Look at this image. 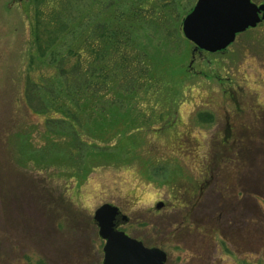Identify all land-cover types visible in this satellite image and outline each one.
Segmentation results:
<instances>
[{
    "label": "rangeland",
    "instance_id": "rangeland-1",
    "mask_svg": "<svg viewBox=\"0 0 264 264\" xmlns=\"http://www.w3.org/2000/svg\"><path fill=\"white\" fill-rule=\"evenodd\" d=\"M196 1L71 0L65 11L90 27L119 32L125 13L151 62L147 87L94 94L73 124L53 118L55 75L25 97L28 75L43 81L35 3L0 0V264H101L104 203L165 264H264V21L223 50L196 49L181 30Z\"/></svg>",
    "mask_w": 264,
    "mask_h": 264
},
{
    "label": "trees",
    "instance_id": "trees-1",
    "mask_svg": "<svg viewBox=\"0 0 264 264\" xmlns=\"http://www.w3.org/2000/svg\"><path fill=\"white\" fill-rule=\"evenodd\" d=\"M70 2L71 0H32L35 4L32 8L31 34L43 67L40 70L43 81L34 82L28 75L25 97L30 102L34 96L32 89L43 87L45 83L51 84V77L55 75L61 81L58 83L61 89H48L51 96L48 102L55 109L52 114L58 115L53 118L65 114L73 123L81 121L76 110L85 111L82 105L93 102L91 98L94 94L106 90L112 92L111 89L131 93L134 89L144 88L150 79L151 62L147 63L145 60L147 54L145 56L144 52L140 53L137 47L131 46L132 24L126 22L128 16L125 13L120 14L125 24L119 26L121 23H116L119 32L112 29L106 21H97L95 26L90 27L86 12L81 11L78 15L73 11H65L70 8ZM40 6L50 8L47 11L40 10ZM78 16L82 18L77 19ZM76 21H79V35L71 40L70 45H65L62 50H55L59 46L57 41L62 36L75 33L73 25ZM157 24L164 25V18L159 17ZM139 56H144L143 60ZM30 63H33L32 58ZM52 80L54 81L53 78ZM111 84L113 85L110 86ZM94 101L102 104L98 100ZM46 108L51 111L49 107ZM76 135L80 137L83 133L76 132Z\"/></svg>",
    "mask_w": 264,
    "mask_h": 264
},
{
    "label": "water",
    "instance_id": "water-1",
    "mask_svg": "<svg viewBox=\"0 0 264 264\" xmlns=\"http://www.w3.org/2000/svg\"><path fill=\"white\" fill-rule=\"evenodd\" d=\"M264 21V3L252 0H197L182 20L184 37L196 49L216 52L228 47L237 34ZM162 205L157 203V207ZM118 208L104 203L95 211L98 234L105 239L103 264H162L166 255L159 248L144 247L140 241L114 228Z\"/></svg>",
    "mask_w": 264,
    "mask_h": 264
},
{
    "label": "flooded vegetation",
    "instance_id": "flooded-vegetation-1",
    "mask_svg": "<svg viewBox=\"0 0 264 264\" xmlns=\"http://www.w3.org/2000/svg\"><path fill=\"white\" fill-rule=\"evenodd\" d=\"M115 206H117V205H115ZM117 208H118V213H117V215H116V217H115V219H114V228L123 231V232H124L127 236H129L130 238H132V239H134V240H137V241H140L141 244H142L144 247H147V248H155V247H156V248H159V249L163 250L161 247L157 246L155 243H153V242H151V241H150V243H147V242H145L144 239L142 240V239H140L138 236H136V235H131V234H129L128 232H126L125 230H123V229L121 228V226H122L124 223L128 222L129 218L127 217V215H125V214L121 211V209L119 208V206H117ZM104 244H105V240H104ZM104 244H103V246H104ZM163 251L165 252L166 259H165V261H164L162 264H165V262L167 261V253H166L165 250H163ZM103 259H104V252H103V247H102L101 264H103Z\"/></svg>",
    "mask_w": 264,
    "mask_h": 264
}]
</instances>
